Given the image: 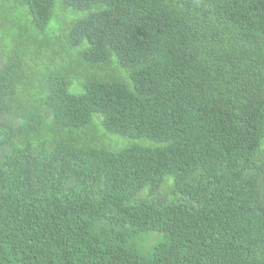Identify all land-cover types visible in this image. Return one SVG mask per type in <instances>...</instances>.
Wrapping results in <instances>:
<instances>
[{"label":"trees","instance_id":"1","mask_svg":"<svg viewBox=\"0 0 264 264\" xmlns=\"http://www.w3.org/2000/svg\"><path fill=\"white\" fill-rule=\"evenodd\" d=\"M7 24L0 264H264V0H0Z\"/></svg>","mask_w":264,"mask_h":264},{"label":"rangeland","instance_id":"2","mask_svg":"<svg viewBox=\"0 0 264 264\" xmlns=\"http://www.w3.org/2000/svg\"><path fill=\"white\" fill-rule=\"evenodd\" d=\"M59 25V24H58ZM60 26V25H59ZM58 26V27H59ZM0 31H2L4 34H6V39L11 40L14 36L18 33V28L14 24H7L4 27L0 28ZM58 31V30H57ZM59 32V31H58ZM55 38H52V46H54Z\"/></svg>","mask_w":264,"mask_h":264}]
</instances>
